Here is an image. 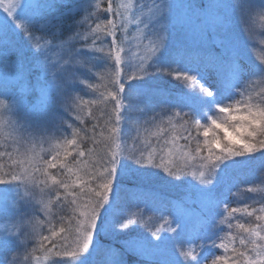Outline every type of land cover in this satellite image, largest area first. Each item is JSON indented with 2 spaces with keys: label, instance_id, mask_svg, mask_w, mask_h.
<instances>
[{
  "label": "snow or ice",
  "instance_id": "1",
  "mask_svg": "<svg viewBox=\"0 0 264 264\" xmlns=\"http://www.w3.org/2000/svg\"><path fill=\"white\" fill-rule=\"evenodd\" d=\"M55 5L56 0H0L6 14L0 19V72L13 74L24 86L30 71L38 70L43 98L41 108H27L7 84L0 90V147L7 148L10 140L14 148L0 152L11 161L0 185H23L27 195L30 185L42 184L41 193L49 197L39 201L44 219L28 221V230L23 220L0 228V264H17L19 249L36 237L45 261L58 258L49 264H97L101 254L104 264H127L125 253L136 242L142 245L140 255L147 257L144 264H264V204L251 210L247 204L231 207L227 197L216 195L229 167L257 159L264 167V59L246 63L245 50L252 47L249 31L242 27L241 36L231 26L234 17L251 18L253 12L264 19V0L258 5L253 0L190 2L183 22L176 21L171 0H108L102 11L109 19L64 40L58 39L64 14L52 15ZM100 8L99 0L88 4L80 23L92 17L98 21L95 10ZM177 34L183 35L186 50L189 40L195 43V60L173 56L180 51L173 46ZM129 53L135 62L129 61ZM98 61H111V70L99 76L102 83H90L85 74L95 75ZM210 72L216 76L213 87L206 86ZM164 78L181 86L179 97L149 86ZM81 85L94 98L81 97ZM91 106H100L99 115ZM133 113L136 135L129 137L125 126ZM65 114L80 125L86 118L96 123L83 129ZM20 144L24 152L15 147ZM46 152L51 153L47 159L42 155ZM37 173L45 179L39 180ZM161 173L173 178L168 183L186 177L196 181L193 187L210 202L206 235L184 238L183 217L161 216L153 223L151 217L145 222L142 212L118 213L131 189L164 179ZM53 205L68 207L71 214L54 217ZM12 206L18 208L17 202ZM237 213L257 221L246 226L237 220L235 228L243 235L232 231ZM138 225L155 239L139 234L125 240L120 250L98 243L102 234L126 233ZM44 226L47 235L40 231ZM12 240L18 242L16 249L9 247ZM169 247L170 259L159 258L166 257ZM33 259L39 262L40 257Z\"/></svg>",
  "mask_w": 264,
  "mask_h": 264
},
{
  "label": "trees",
  "instance_id": "2",
  "mask_svg": "<svg viewBox=\"0 0 264 264\" xmlns=\"http://www.w3.org/2000/svg\"><path fill=\"white\" fill-rule=\"evenodd\" d=\"M74 2H72V0H68V1L67 0H56L55 11H53L51 14L52 15H59L61 13L64 14L62 17V27L60 30L61 34L58 37L59 40L70 39L69 36H71L73 33H75V30H76V28L74 29L75 23L77 22V19L80 18L81 12L77 11L79 9H78V7L75 6L77 4V2H79V1L74 0ZM104 5L106 7L107 2ZM72 9L73 10L76 9V10L73 11ZM102 9L103 8L101 7L100 9L95 10L97 16H99L100 14H104V18H106V20L109 19L110 14L104 13L102 11ZM68 10H71V11H68ZM82 12L85 13V15H87L85 10ZM77 29H82V31H83L85 29V26H80V28H77ZM48 38L50 39L51 37H48ZM189 41H191V40H189ZM174 53H175V51L173 52V56H174ZM178 59H184V57L179 56ZM109 62L112 63L111 61H109ZM133 62H135V61L133 60ZM102 63H104V61H102ZM102 63H101V65H102ZM105 64H107V67H110V66H108V64H109L108 62L107 63L105 62ZM38 77H39V71L36 69H32L30 71V73L27 75L26 83L24 84V86H21L20 84L17 83L16 78L13 74L9 73L7 75V77H5L4 73L0 72V90H2L5 87V85L7 84L10 92H13V93H15L18 96L23 98L24 104L26 105L27 108L36 107L39 109L43 106V98H42V96L39 92V88L37 86ZM94 77H95L94 74L93 75H91L89 73L85 74V78L87 80H90L91 82L93 81ZM175 83L176 82L172 81L170 78H164V79H160V83L155 84V85H154V82L150 81L149 86L150 87L162 86L163 88H166L168 90L170 95L180 96L182 94V88L181 87L175 88V86H174ZM80 87L77 89L78 94L81 97H83L84 99H89L91 97V94L89 93L85 97L84 91L82 92L80 90ZM81 88L84 89L83 87H81ZM91 107H92L93 113L96 115H99V107L100 106H91ZM60 110L62 111V109H60ZM86 110L87 109H85V111ZM184 111H188V109L185 108ZM66 115L69 117V120H70L71 115L65 114V119L67 121H68V117H66ZM135 115L136 114L133 113L132 118H130L126 122V126H125L126 131H127V129L131 128L132 123L136 122L135 117H134ZM149 115H151V113H149ZM71 121H73V120L71 119ZM131 121H135V122L131 123ZM94 123H96L95 120L86 118L85 123H84V125H82V127H83V129H90ZM101 123H102V121H101ZM143 123H144V121L142 119L141 125H143ZM58 132L59 131H57L55 133V135L57 137H59L60 139L63 138L61 136L60 132L59 133ZM133 133L135 134V132H133ZM25 135H27V134H25ZM0 142H2V140H0ZM129 143H131V140H129ZM8 145L9 146L7 148L0 147V152H4V151L14 152V148H13L10 140L8 141ZM87 146H89V145L85 144V147H87ZM15 147L19 148V150H21L22 144L18 145V147L17 146H15ZM44 158L47 159L46 156H44ZM10 163H11V161L8 159L7 156L0 157V164L4 165L3 169H0V175H2L4 172L11 171L10 165H8ZM239 167H240V165L229 167L230 168L229 173H231L230 171H232V170H233V172L231 173V175H228V177H227L228 180L226 183L231 185L235 181H238L241 184L240 188L245 190L248 195H254L255 193H260V192H262V190L264 191V171L258 170L255 174L256 176H253L251 179H248L246 181H242L240 179L243 176H248V175L245 173H241V172L238 173ZM249 168L250 167H247L245 169H249ZM18 170L19 169H17V171ZM55 171L56 170H54V169H50L49 173L51 175H56ZM161 176H163L164 179L156 180L152 184L148 185L147 187L138 188V189H131L127 194V195H129L128 196L129 201L124 203L125 206L121 211L118 209V213L127 216L130 212L140 213V208L144 207L145 210L149 211L147 216L151 217L153 223H155L154 222L155 216L158 218V221H159V218L161 216L169 218L171 216V213H173L172 211H175V209H178V207L181 206L183 208L182 209L183 214L188 213L191 216H195L194 219L197 222H199L198 224H194V226L192 227V231L189 232L188 238L189 237H196V236H194L196 232H201V236L206 235L205 226H206L207 220H208V217L206 214L208 212V208L210 207V202L207 199H205L204 197H202L201 194L195 190L193 185L196 184V181L192 180L191 177H186V178H182L181 180H176L173 183H168L167 181L172 180L173 178L167 177V175L164 173H161ZM37 177L45 179L43 176L40 175V173H37ZM5 178H8V177H5ZM50 181L51 180L49 178V180H48L49 184H51ZM31 187L32 186L30 185L29 189ZM225 188H226V184L223 187V189L217 188V191L223 192L224 196H225ZM249 188L256 189V191H248ZM36 190H37V187L33 191L30 189L28 194L25 195V188L23 185H20L19 187H17L16 184L9 185V186L0 185V194L2 195V197H0V198L3 200L2 205L0 207V228H3L5 225H9V224H13V223H19L21 220H23L25 222V230H28L27 222L32 220L33 218L39 219L38 215H36V214L32 215L31 214V212L29 211L28 206H27L29 203V201L27 202V199L30 198L29 196L32 195ZM37 191H39V190H37ZM136 191H143V194H142L143 196L139 197L137 195ZM17 193H19L20 195H17ZM216 194L219 196V193H216ZM155 195L166 196V198L169 200L168 205H167L168 208L166 211H164V210L160 211L159 209H153L152 208V203L150 202V200L153 199V197H155ZM224 196L222 198H224ZM219 198H221V196H219ZM47 199H49V197L46 195L45 200H47ZM14 201L17 202L18 208H13L12 205H13ZM1 209H3V210H1ZM33 209H34V211H38V208H36V207H33ZM52 212H53L54 217H58L60 215L71 214V209L68 207H64L63 209H61L60 207L53 205ZM175 213L177 214L178 212H175ZM118 218H119V215L117 216V219ZM43 219H44V217L41 220H43ZM147 221H148V218L146 219V222ZM54 222H55V220H54ZM256 223H257V221L255 220V216H252L250 218V223H248L247 226H253ZM233 229H234V227H233ZM40 231L43 235L48 234V230H47L46 226L41 227ZM139 234H143L144 236H149L147 230L144 228L143 225H138V228H137V226L136 227L130 226V231H128L126 233L117 234V235H108L106 237H104V234H102L98 240V243H100L101 245H112V246H114V250H120V249H122L123 242L125 240L129 239L130 237H132V238L137 237ZM149 239L154 240L155 238L149 236ZM197 242H199V241H197ZM17 243L18 242L16 240H12L10 242L9 246L11 245L12 249H16ZM141 246L142 245L140 242H136L133 244L132 249L129 252L125 253L124 258H125L127 264H144V262L147 258H145V256H143V255H140ZM33 248L37 249V251L34 253L32 251ZM169 249H170V251L168 252L167 255H168V258L170 259L171 248H169ZM197 251L199 252L200 250L197 249ZM216 252H217V250H216ZM204 254H208L207 248L204 250ZM17 255H19V257H20V258L17 257V264H49V261H51L53 259H58L56 257H49V261L44 260L45 253L43 251L39 250V238L38 237H36L35 239L28 242L25 246L21 247L19 249ZM34 256L40 257L39 262H37L33 259ZM105 259H106V257L103 254L96 257L97 264H104Z\"/></svg>",
  "mask_w": 264,
  "mask_h": 264
},
{
  "label": "rangeland",
  "instance_id": "3",
  "mask_svg": "<svg viewBox=\"0 0 264 264\" xmlns=\"http://www.w3.org/2000/svg\"><path fill=\"white\" fill-rule=\"evenodd\" d=\"M78 1L79 2H77V4L75 6L78 7L79 10H77V11H80L81 14H80V18L77 19V22L75 23V27H74V29L76 28L75 32L77 30L82 31V29H77V28H80V26H85V29H86L88 27V24H93L94 22L106 21V18H104V14H100L99 15L100 17L98 16L99 17L98 21L96 20V17H92L88 21V23L81 24L80 22H81L82 18L85 16V13H83L82 11L85 10V8L88 6V4L95 2V0H78ZM72 2H74V0H72ZM99 2L101 4V7L104 8L105 7L104 4H106V2H108V0H99ZM190 2L197 3V2H199V0H171V3L173 4L174 16H175V19L177 22H183V20L185 19V16H186L185 5L187 3H190ZM115 3H128V0H115ZM253 3L258 5L260 3V0H253ZM74 10H76V9H74ZM5 17H6V14L3 13L2 10H0V19H3ZM116 22L118 24L120 23L119 17L116 18ZM231 26L233 28V31L240 33L241 36L244 35L243 32H241L242 27H246L249 31L250 39L252 42V47L250 49L246 48V50H245L246 63L255 64V63H258L260 60L264 59V19H261L259 16H257L255 14V12H253L251 14V18H249L247 16L244 17L243 19H241L239 16L234 17L232 22H231ZM129 34L133 37H135V35H136L135 29L132 25H129ZM118 35H119V33H118ZM69 37L71 38V36H69ZM183 40H184V37L182 34H177L176 37L174 38V40H173L174 49L175 48L180 49V51H178V52L175 51L174 56L176 58H178L179 56H183L184 59L195 60V58L198 54L197 53V47H196L195 43L188 41V49L186 50L185 48L182 47ZM145 43H147V41H145ZM246 43H247V41H246ZM135 51H136V49L133 48L132 52H135ZM53 56L55 58V53H53ZM128 59L130 62H133L131 53H129ZM101 63H102V61H98L96 63V67L94 69L95 77L93 78L92 82L90 80H88L90 83H96V84L102 83V81L99 79V76L103 75L106 71L111 70L110 67H107V64H105V62L102 63V65H101ZM108 63H109L108 66H110L111 63L110 62H108ZM89 74L93 75L92 73H89ZM151 82H154V85L159 84L160 79H153V80H151ZM214 85H216V76L214 73L210 72L206 76V86L213 87ZM174 86H175V88L181 87L177 82L174 84ZM81 87H83L84 89H82ZM81 87H80V90L82 92L84 91L85 97L90 93L91 97L89 99L94 98L95 94H93L89 89H87V87L85 85H81ZM153 87H158V86H153ZM159 88H163V87L159 86ZM164 89H166V88H164ZM101 90H103V89H101ZM171 97L177 98L179 96L178 95L177 96L171 95ZM157 111H159V108H157ZM66 117H68V116L66 115ZM71 119H72V116H71L70 120L68 117L69 123H73V121H71ZM141 120L139 121L140 125H141ZM132 122H135V121H131V123ZM74 123L76 124L77 127L83 128L82 125L79 124V122H74ZM136 124H137V121L135 123H132L131 128L127 129V131L125 130L126 135H128L129 137L136 135V130L134 127V125H136ZM63 131L65 132V134H70L71 129H67L65 126V129ZM133 132H135V134ZM53 143H55V141H53ZM16 146L18 147V145H16ZM43 147L45 149H48L49 144L44 143ZM20 152H24L23 144H22V149L20 150ZM50 154H51L50 152L42 153V155L46 156L47 158H48V155H50ZM10 164H8V165H10ZM247 167H250V168L245 169ZM229 169L230 168L226 169L225 172H223L221 174L224 179H223L222 183L220 185H218L219 186L218 188L223 189L225 184H226V188H225V196H224L223 192L217 191V193H219V196H221V198L223 196H224V198L227 197L228 203L231 207H243L245 204H247L249 206V209L251 210V208H253V207L259 208L261 206V204H264V191L263 190L260 193H255L254 195H248L245 190L240 188L241 184L238 181H235L231 185L226 183L228 180L227 179L228 175H231V173L233 172V170H232V171H230L231 173H229ZM258 170L264 171V167L260 166V162L258 159L257 160H250V162L240 165V167L238 169V173L241 172V173H245L248 175V176H243L240 180L246 181L248 179H251L253 176H256L255 174ZM57 171L58 170L55 171L56 172L55 174H57ZM39 180H43V179L39 178ZM50 183H51V181H50ZM36 187H37V190H39V191L36 190L32 195L29 196L30 198L27 199V202L29 201L27 206H28V209L31 212V214L32 215L33 214L38 215V218L41 220L44 217V215L42 214V210H41V206H40L39 201L41 199H45L46 195L41 193V188L43 187L42 184H40ZM36 187L32 186L30 189L33 191V190H35ZM229 188H231V193H229V191H228ZM136 192H137V195L139 197L143 196L142 195L143 191H136ZM128 196L129 195L124 196L122 198V202H121V205L119 208L120 211L124 208V206H125L124 203L129 201ZM0 197H2L1 194H0ZM166 199H167L166 196L155 195V197H153V199L150 200V202L152 203V208L153 209H159L160 211H163V210L166 211L168 208L167 205L169 202V200L168 199L166 200ZM0 201H1L0 202V207H1L3 200L1 199ZM33 207L38 208V211H34ZM182 209L183 208L181 206H179L178 209H175V211H172L173 213H171V216L169 218H172V216L183 217V221L187 226L186 232L184 233V238H188L189 232L192 231V227L194 226V224H198L199 222H197L194 219L195 216H191L188 213L183 214ZM1 210H3V209H1ZM140 212L143 213V218L146 222V219L149 218L147 216L149 211L145 210V208L142 207V208H140ZM175 212H178V213L176 214ZM250 218L251 217L237 213L236 219H233V221H232L233 227H234V229H232L233 233L243 235V233H240L239 230L235 228V224L237 223V220H238L240 223H244L247 226L248 223H250ZM157 221H158V218L155 216L154 222L156 223ZM137 228H138V226H137ZM225 231H228V229H225ZM168 235L171 236L172 234L169 233ZM197 235L201 236V232H196L194 236H197ZM104 237H106V236L104 235ZM171 243L174 244L175 241H171ZM237 246H239L238 242H237ZM9 247L11 248V245ZM169 248L164 250V256H166V257H159V258H168L167 254L170 251ZM217 254H223L222 250H217ZM250 254L254 255V253H251V252H250ZM229 255H231V253H229ZM17 257H19V255H17ZM145 258H147V257L145 256Z\"/></svg>",
  "mask_w": 264,
  "mask_h": 264
}]
</instances>
